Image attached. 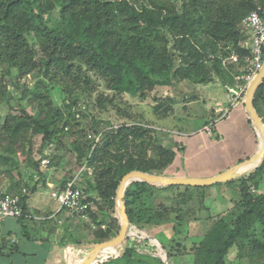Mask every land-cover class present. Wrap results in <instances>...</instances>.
<instances>
[{"label": "trees", "instance_id": "trees-1", "mask_svg": "<svg viewBox=\"0 0 264 264\" xmlns=\"http://www.w3.org/2000/svg\"><path fill=\"white\" fill-rule=\"evenodd\" d=\"M258 10H264V0H0V102L11 99L5 78L15 81L32 77L35 81L31 90L21 86L19 100L28 99V107L34 112L30 114L18 104L19 116H8L0 122V175L7 178L6 192L16 191L13 195L24 201L26 193L37 189L31 186V179L35 174L42 176V170L30 152L21 150L25 143L31 146V139L40 136L42 153L44 145L60 143L67 136L79 168L86 163L82 173L86 201L97 206L89 213L97 227L94 243L110 240L111 230L117 235L116 193L123 176L133 171L163 174L175 162L176 153L162 145L161 131L130 124L129 120L102 134L90 155L92 143L86 139V128L79 123L80 118H75L72 105L80 96H92L95 80L112 94L96 97L94 106L102 112L114 106L117 96L145 100L156 88L172 87L181 81L207 84L213 81L212 71L217 77H225L222 60L234 53L243 63L250 55L249 36L242 21ZM54 11L58 16L53 18ZM48 87L60 88L66 99L62 107L53 105L46 95ZM263 91L264 80L255 92L254 106L264 97ZM90 124L92 133L98 134V123ZM20 150L28 163L26 180L18 172L16 155ZM89 169L94 178L88 177ZM263 170L264 159L252 174L235 179L241 184L240 201L188 249L193 264H226L228 251L234 246L238 256L249 264H264V193L255 196L249 191V184L258 188ZM146 189L150 193L182 189L185 199L193 189L204 188L131 183L123 198L129 230L153 227L152 223L159 225L157 222L170 217H164L166 210L160 207H147L144 215L139 212L134 196ZM176 210L174 236L180 233L178 228L190 212L181 207ZM153 235L149 233L158 239ZM158 240L165 249L162 239ZM137 243V239L128 237L119 246L120 255L109 256L113 261L103 264H168L157 256L138 255ZM181 249L169 247L167 259L182 255Z\"/></svg>", "mask_w": 264, "mask_h": 264}, {"label": "rangeland", "instance_id": "rangeland-1", "mask_svg": "<svg viewBox=\"0 0 264 264\" xmlns=\"http://www.w3.org/2000/svg\"><path fill=\"white\" fill-rule=\"evenodd\" d=\"M177 7L178 8L180 7V3H177ZM51 16L53 18L57 17L58 12L57 11L52 12ZM232 65L230 64V62L226 60L224 61V63H221V67L225 73V77H219V76L217 77L213 71L210 74L212 79L215 81V85H220V86L215 87V89H217L218 95H222L224 91V88L221 85H232L233 83L232 77L234 80L233 75L235 72H237V75H238L239 69H241L242 63L232 64ZM15 76H16V72L13 71L12 77L14 78ZM4 82H5L7 91H9V93L11 94V99L7 102H0V122H2L8 116L18 117L19 116L18 104H20L23 107H26V110L28 113L30 114L33 113L34 112L33 107H28L30 103L28 99H24L21 102H19L20 96H21V90H22L21 86L27 85L28 89L31 90L35 85V81L33 80V78L28 77L25 80L16 79L15 81H13L12 78H5ZM181 83L183 85L181 87V91H177L173 94V97L177 100L178 104L191 101L195 95L194 88L191 86L193 84H191L188 81H181ZM235 84L236 83L234 82L233 85ZM16 85L18 86L20 85V86L19 87L17 86L18 88H16ZM95 89L96 90L92 94V96L90 97L80 96V99H79L80 102H83L86 106V109L84 111H81L80 122H79L81 126L86 128V139H87L88 134H92V130L90 129L89 126L91 125L90 123L93 121L98 123L97 129L99 133L102 132V134H104L107 131L115 130L114 127L122 125V123H125L126 121L131 120V123L129 122L130 124L140 123L145 126L156 129L158 131H161L163 133L161 143L167 150L171 151L170 146H172L174 142L173 137L175 136H173L174 132L169 133V134L164 132L165 131L164 128L166 127L164 123H165V120L167 122V119H165L168 117L167 112L169 113L174 112L175 108H172L173 106L172 103H169L166 101L168 97L167 95H165V93L163 92L164 90L162 88H156L150 94V96L146 98L145 100H140L138 98H132L129 95L117 96L115 97L114 106L108 107L105 111H102V112L97 110L94 106L96 97L100 94L108 95L110 97L112 94L111 92L106 90L105 85L99 80H95ZM46 95L50 98L53 105L56 107H62L66 102L65 96L62 94L60 88L58 87L54 89L49 88V91L46 93ZM67 102H69V100H67ZM198 106H199L198 109L201 108L200 110L204 109V111L206 107L210 108L208 100L205 103L201 102L200 105ZM182 107L183 106L178 105V108H176L177 110H175L174 113H178L177 111L180 112L181 111L180 109ZM191 109L193 111L198 110L197 106H194V107L191 106ZM194 113L195 111L193 113H190L189 118L187 116L181 117V118H184V120L182 119V121L178 123L179 124L178 126L182 128L185 132L190 131L192 127L198 126L199 123L201 122V119H203V117L200 116L198 113L196 114ZM178 117L179 116H177V118ZM173 123L177 125V122H173ZM221 128H224V124H221ZM202 137L204 136L202 135V136H196V137H190V138L183 137V136L180 137L182 141L185 140L187 142V145H189L190 148H189L188 153H190L191 151L198 152L196 153V155H194L193 159L191 158L192 160L189 163L190 165H193V166L196 165V167H199L197 171L194 170L197 174H207V173L210 174L212 172H215L220 167L229 165L231 161L235 162L237 160V156L241 154L238 151H236L235 148H233V142H234L233 140H230V138L224 137V139L221 141L220 134H219V137L214 138V141L216 142H211L213 143L212 146L208 145L206 150H203V148H205L208 142L204 143V141L202 140ZM50 144L44 145L42 147V153H40L39 149L41 147V137L37 135L31 139V146H29L28 143H25V146L20 145V149L22 146L23 149L21 150L25 151L26 153L30 152L33 161H36L41 155H48L50 159V166H51V167L49 166L48 168H51L55 172L62 173V176L64 179L72 178L77 172V170L79 169V166L76 163V158H75L76 156L71 149L70 139L67 136H65L61 139L60 143L53 142ZM21 150L16 155L17 160H18V166H19L18 172L23 173V177L25 179L27 178L26 173H25L26 172L25 168H26V165H28V163L26 161V156ZM260 165H261V162L255 165L254 167L248 166L244 168L242 170V174L239 175L238 178L240 179L242 177L249 176ZM87 171H88L89 178L95 177L94 174L93 176L91 174L92 169H89ZM158 175H162V174L159 173ZM4 179H5V182H7V178L4 177ZM259 181L260 182H259L258 188H255L253 187L252 184H249V191L251 192V189L253 188L254 192H251V193L255 196L264 193V170L262 172V175L259 178ZM220 186L221 184H213L210 187L212 188L217 187V189H219ZM21 188H23V186H21ZM228 188L230 190L227 192V194H225V196L229 198L228 200L230 201L226 204V206L221 207V209L224 210L223 215L217 214L216 217H214L212 219V222L210 223L209 221H207L208 219H204V223H205L204 229H207L209 226H211L218 219V217H222L228 214L229 212H231V210L235 207V204L240 201V198H241L240 182L237 180H235L234 182L232 181L228 185ZM204 189H207V187ZM194 190L195 189H193L192 192L189 194L190 196L188 195V197H185V199L184 198L182 199L181 197L183 193L182 189L180 191H177V190H170L168 192L154 191L152 193L148 192V190L146 189L145 193L144 192L136 193V195L134 196L136 199L134 206L137 209H139V212L140 211L144 212L143 215L145 214V208L147 207H153V209L155 207H160L159 208L160 210L162 211L166 210L164 217L170 216L168 217L169 219L165 221L157 222V224L159 225H154L153 223L151 225H153L152 228L154 229H158V227H160L159 229H163L161 232V236L162 238L167 240L169 247L174 248V251L177 249L179 250L182 247L181 249L182 255L175 256L176 259H174V262L176 264H179L180 262L181 264H193V258H194L193 254L187 253V252H188V249L198 244V242L202 239V235L200 236L198 235V233H195L194 229L192 228V227H195L194 226L195 222L201 219V215L200 216H197V215L200 212L204 211L205 209H208V208L215 209V206L214 204H212V202L216 200L220 201L221 200L220 198L225 197L219 194L213 197V200H214L213 201V200H210L212 198L205 196L204 193L201 192L202 191L201 189H200L201 191L200 190L194 191ZM2 193H7V192L4 189ZM15 193L16 191H13L11 193L8 192L7 194L13 195ZM235 193H239V196L238 195L236 196ZM175 196H178V197H175ZM179 207H181L182 209H187L190 212H188L187 215H185L182 225L178 228L180 233L174 236L173 231H172V227L174 225L173 219H174V216L176 215V212H175L177 211L176 208H179ZM91 208H92L91 209L92 211H95L97 209V206L91 204ZM171 210L173 211L172 213L170 212ZM116 212H117L116 217L120 219L117 208H116ZM204 216L208 217L206 214H204ZM141 220H142L141 221L142 223L145 221L144 218H142ZM71 222L73 225H75L80 230V232H82L83 240L87 242L88 244L92 245L95 240L94 233L97 227L95 226V228H92L90 225L86 223L80 224L79 222L74 221V220H72ZM28 223H30L29 220H26L25 225L26 224L28 225ZM0 227H1V232H5L7 230L6 222L3 221V223L0 224ZM103 229L105 231L108 230L107 226H103ZM136 231L137 229H131L129 230V233L138 234L139 232H136ZM112 232H115V231L111 230V234ZM130 237L135 238L132 235ZM138 242H141V241L138 240ZM152 242L156 243L154 241ZM166 252H168V249L165 251V253ZM238 254H239L238 249L235 246L232 247L228 251V254L225 258L226 264H249L247 259H241L238 256ZM175 257L173 256L171 257V259ZM170 261L171 260H169V263Z\"/></svg>", "mask_w": 264, "mask_h": 264}, {"label": "crops", "instance_id": "crops-1", "mask_svg": "<svg viewBox=\"0 0 264 264\" xmlns=\"http://www.w3.org/2000/svg\"><path fill=\"white\" fill-rule=\"evenodd\" d=\"M180 83L172 87H162L164 90L163 92L168 97L166 101L172 103V108H175L174 112L177 110L176 108H178V105L183 106L180 112L177 111L178 113L167 112L169 118H165L167 122L165 120L164 124L166 127L164 128V132L167 134L174 132V142L170 148L171 151H175L176 159L162 175L168 177L205 179L223 173L230 167L251 158L259 151L261 139L253 123L249 119L243 104L244 101L231 105L230 90L234 91L236 89V85H233L234 80L232 85H221L224 88L222 95H218L215 87L220 85H215L214 80L208 84L191 83L195 91L194 98L189 102L178 104L173 94L177 91H181L183 85ZM207 100L210 108L206 107L205 111L204 109L200 110L201 108L198 109V105H200L201 102L205 103ZM191 106H197L198 110H194V114L198 113L203 119H201L198 126L192 127L190 131L185 132L178 126V123H180L182 119L184 120V118L181 117L187 116L189 118L190 113L194 112ZM254 108L259 114L262 122H264V97L258 100ZM177 116L179 117L177 118ZM173 122H177V125ZM221 124H224V128H221ZM206 127L210 128L212 131L210 137L206 135ZM219 134L221 135V141L224 137L233 140V148L241 154L237 156L235 162L231 161L229 165L222 166L215 172L210 174H197L194 170L197 171L199 167L190 165L189 163L198 152L191 151L188 153L190 147L187 145V142L185 140L182 141L180 137L190 138L203 135L204 137H202V140L204 143L208 142L205 148H203V150H206L208 145H213L211 142H216L214 138L219 137ZM41 170L42 176L35 174L31 179V186L36 185V191L26 194L24 201H22V207L24 205L27 217L22 219V221L13 218H0V224L5 221L7 227L5 232H1L0 227V264H79L90 250L91 246L94 245V242L90 245L83 240L82 232H80L71 221V224L66 221L61 224L58 223L62 216L58 214L57 203L51 199L50 192L53 188L61 187L67 179L63 178L62 173L55 172L51 168ZM26 175L28 176L29 174L27 173ZM5 183L4 177L0 175V192H3L5 189ZM211 188L212 187H207V189L201 191L205 196L212 198L210 200H213V197L219 194L225 196L230 190L226 183H221L219 189H217V187ZM235 194L239 196V193ZM220 199V201L213 200L214 202H212V204H214L215 209L208 208L197 215H201V219L198 220L199 222H195V227H192L195 233L203 237L206 230L210 227L204 229V219H208L207 221L210 223L217 214L223 215L224 210H222L221 207L226 206L230 200H228L229 198L226 196ZM204 214L208 217H205ZM26 220L30 222L28 225H25ZM118 220L120 225V219ZM159 228L160 227L154 229L148 227L145 229H138L136 232H143L148 238H151L149 233L154 234L153 236L158 237V239L161 237L166 248L164 249L157 238H153L157 243L151 241L137 243L136 248L138 249V255H152L161 258V250L166 251L169 249L167 240L161 236L163 229ZM115 236V232H112V234H110V239ZM120 250L121 247L118 246L113 249L112 252H103L101 255L103 257L106 254L109 256L120 255ZM174 259H176V257L168 260L166 259L167 261L165 260V263L176 264ZM161 260L164 262L162 258ZM169 260H171L170 263ZM109 261L113 260L109 257L103 260V258L100 257L96 259L93 264H103ZM179 264H181V262Z\"/></svg>", "mask_w": 264, "mask_h": 264}, {"label": "built area", "instance_id": "built-area-1", "mask_svg": "<svg viewBox=\"0 0 264 264\" xmlns=\"http://www.w3.org/2000/svg\"><path fill=\"white\" fill-rule=\"evenodd\" d=\"M242 27L249 36L250 55L244 58L238 75L234 76L236 89L234 91L230 90L231 105L244 101L249 83L254 79L264 62V10L251 12L243 19ZM225 60L230 62V64L240 63L238 56L234 53H232L227 59L222 60V63H224ZM85 109V104L79 100L72 105L71 110L75 118L79 119L81 111H84ZM118 127H120V125L114 128L117 129ZM205 132L208 137L212 134L211 129L208 127L205 128ZM101 136L102 132L87 135V140L92 143L90 155L99 144ZM37 160L39 161V167L41 169H47L50 165L48 155H41ZM84 171H86V163L77 170L72 178L67 179L61 187L53 188L50 192L51 199L57 203V212L62 216L61 220L58 221L59 224L64 221L70 222L74 220L80 224L86 223L92 228H95L89 216L92 209L91 203L86 201L84 194V183L82 179V173ZM251 192H254L253 188L251 189ZM21 193L22 195H25L26 190L23 189ZM26 217L27 214L23 212L20 196L8 195L0 192V218L24 219ZM131 235L140 241L147 240L156 242L155 239L152 240L151 238H148L143 232H139L138 234L132 233L130 236ZM161 256L165 263V251L161 250ZM108 257V254L104 255V257L102 256L103 260Z\"/></svg>", "mask_w": 264, "mask_h": 264}, {"label": "water", "instance_id": "water-1", "mask_svg": "<svg viewBox=\"0 0 264 264\" xmlns=\"http://www.w3.org/2000/svg\"><path fill=\"white\" fill-rule=\"evenodd\" d=\"M263 80L264 62L254 79L249 83L243 102L249 119L253 123L261 139L259 151L251 158L230 167L223 173L205 179L168 177L164 175L147 174L138 171L127 173L121 179L116 193V205L120 217V230L118 234L108 241L102 243H95L94 245H92L90 250L87 252L85 257L81 260L79 264H93L104 251L120 246L128 237H130V225L126 214V208L123 202V198L125 189L131 183L144 182L149 185L159 187L182 186L190 188H206L210 187L213 184L227 183L229 181L235 180L238 177V171L242 167L248 165H257L258 163H260L264 159V125L259 114L254 108L253 100L255 92L259 85L263 82Z\"/></svg>", "mask_w": 264, "mask_h": 264}, {"label": "bare ground", "instance_id": "bare-ground-1", "mask_svg": "<svg viewBox=\"0 0 264 264\" xmlns=\"http://www.w3.org/2000/svg\"><path fill=\"white\" fill-rule=\"evenodd\" d=\"M248 166H251V165H248ZM248 166H244V167H242L240 170H242V169H244V168H246V167H248ZM240 170H239V171H240ZM239 171H238V172H239ZM112 250H113V249L111 248V249H108V250L105 251V252H106V253H109V252H112Z\"/></svg>", "mask_w": 264, "mask_h": 264}]
</instances>
